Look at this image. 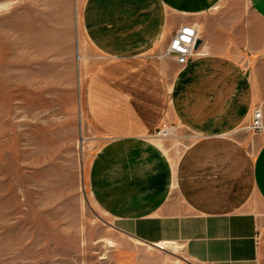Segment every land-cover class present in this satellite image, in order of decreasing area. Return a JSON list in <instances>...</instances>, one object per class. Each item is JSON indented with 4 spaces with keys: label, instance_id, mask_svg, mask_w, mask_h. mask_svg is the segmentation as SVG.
<instances>
[{
    "label": "crops",
    "instance_id": "0c3cea01",
    "mask_svg": "<svg viewBox=\"0 0 264 264\" xmlns=\"http://www.w3.org/2000/svg\"><path fill=\"white\" fill-rule=\"evenodd\" d=\"M248 1L264 22V0ZM222 5L85 0L84 35L106 60L86 91L107 137L90 174L113 227L144 245L174 253L178 244L197 264H264V134L251 147L237 136L264 94L230 54L242 44ZM182 25L197 27L202 54L185 65L171 56L165 74L151 54ZM167 123L191 137L174 158L149 138Z\"/></svg>",
    "mask_w": 264,
    "mask_h": 264
},
{
    "label": "rangeland",
    "instance_id": "374dc122",
    "mask_svg": "<svg viewBox=\"0 0 264 264\" xmlns=\"http://www.w3.org/2000/svg\"><path fill=\"white\" fill-rule=\"evenodd\" d=\"M85 0H0V264H197L117 231L90 169L107 137L89 115L91 75L106 61L82 28ZM230 54L264 94V22L248 0H223ZM217 9H215V12ZM151 60L168 74L167 51ZM78 57V58H77ZM253 106L237 136L250 147ZM174 135L157 136L164 126ZM169 123L150 133L174 158L191 137ZM103 191V190H99ZM176 247V248H178Z\"/></svg>",
    "mask_w": 264,
    "mask_h": 264
},
{
    "label": "built area",
    "instance_id": "2783aa9c",
    "mask_svg": "<svg viewBox=\"0 0 264 264\" xmlns=\"http://www.w3.org/2000/svg\"><path fill=\"white\" fill-rule=\"evenodd\" d=\"M175 35L172 37L168 47L167 54L172 56L180 65H185L190 57H196L202 52L196 47L198 39L197 27L193 25H182ZM263 112L259 108H255L252 112L250 129L253 131H261L263 129ZM172 135L171 127L164 126L158 131L157 136L168 138Z\"/></svg>",
    "mask_w": 264,
    "mask_h": 264
},
{
    "label": "water",
    "instance_id": "95a60500",
    "mask_svg": "<svg viewBox=\"0 0 264 264\" xmlns=\"http://www.w3.org/2000/svg\"><path fill=\"white\" fill-rule=\"evenodd\" d=\"M199 44H200V40H199V39H197V42H196V47H198V46H199Z\"/></svg>",
    "mask_w": 264,
    "mask_h": 264
},
{
    "label": "bare ground",
    "instance_id": "6f19581e",
    "mask_svg": "<svg viewBox=\"0 0 264 264\" xmlns=\"http://www.w3.org/2000/svg\"><path fill=\"white\" fill-rule=\"evenodd\" d=\"M78 58V57H77ZM160 248H162V246H160Z\"/></svg>",
    "mask_w": 264,
    "mask_h": 264
}]
</instances>
